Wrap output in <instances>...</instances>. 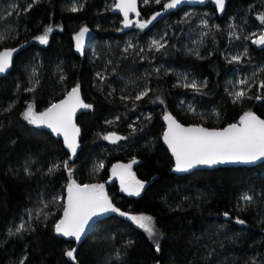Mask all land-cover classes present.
<instances>
[{"label":"trees","instance_id":"16d2710c","mask_svg":"<svg viewBox=\"0 0 264 264\" xmlns=\"http://www.w3.org/2000/svg\"><path fill=\"white\" fill-rule=\"evenodd\" d=\"M167 2L140 0L141 20ZM114 5L0 0V51L18 50L12 72L0 80V264H264V163L178 176L162 143L166 114L209 129L237 123L247 111L264 118V98L257 99L264 97V46L253 43L264 32V0H227L221 17L212 4L184 7L143 29L125 27ZM49 26L48 43L41 44L35 37ZM85 26L96 38L80 55L75 35ZM153 40L165 46L157 50ZM233 56L241 60L230 62ZM192 81L198 91L184 87ZM77 84L92 107L77 118L80 140L72 156L22 114L29 104L44 111ZM239 85L247 95L236 101ZM112 133L122 139L104 138ZM133 160L135 179L144 182L139 196L127 195L116 180L108 183L118 178L114 165ZM73 180L103 184L120 212L153 217L156 237L119 212H110L77 248L58 237L54 226ZM245 194L252 200H243ZM22 223L26 230L17 232ZM70 249L75 260L65 255Z\"/></svg>","mask_w":264,"mask_h":264},{"label":"snow or ice","instance_id":"6c2138e0","mask_svg":"<svg viewBox=\"0 0 264 264\" xmlns=\"http://www.w3.org/2000/svg\"><path fill=\"white\" fill-rule=\"evenodd\" d=\"M142 2L144 4L150 2L160 4L161 0H142ZM182 3H184V0H168L164 4V10L174 9ZM215 3L219 10L223 11L225 0H215ZM137 4L138 0H117L115 8L122 12L125 27L133 24V21L129 19L130 13H135L137 17H140ZM30 7L31 5H28L25 11ZM14 10L18 11V9ZM71 10L77 11L78 9L74 6ZM160 15L161 13L157 12L149 20L137 19L135 24L141 29L146 28ZM259 20L261 23H264V14L259 16ZM204 23L206 24L207 22L204 21ZM51 31L52 28L49 26L42 35L35 37V39L41 44H47L48 34ZM88 33L89 29L85 26L75 35L76 48L81 53L84 50V40ZM3 39V35H0V41ZM253 43L264 45V32ZM151 44L157 50L165 46L160 40H153ZM15 51V49L0 51V73H5L11 67ZM240 60V56H233L230 62H239ZM97 75L99 76L100 74L98 73ZM203 83L206 85V82ZM239 84L247 85L248 81L240 80ZM259 86L264 88V82H261ZM184 87H191L193 90L198 91L200 86L195 81H192L189 84H184ZM28 90L33 91L34 89ZM146 95H148L147 90L139 93L135 99L140 100ZM233 95L235 100L239 101L247 95V92L241 88L239 91L233 93ZM262 98L264 97H257V99ZM91 107L92 105L84 103L81 99L80 86L77 84L67 92L64 99L58 103H52L44 111L36 112L35 105L29 104L27 110L22 115L25 120L33 125H44L52 129L57 135L62 134L66 146L75 155L80 129L74 123V117L78 109ZM190 110L194 111V109ZM164 119L168 122V128L164 133L163 139L175 157V171H188L197 165L211 166L227 162H254L264 159V118H261L252 111L244 112L237 123L229 124L223 129H208L203 126L185 127L171 114H166ZM104 138L111 140L113 143L122 139V137L116 136L115 133ZM132 163H136V161L133 160ZM64 166L67 167V161L64 162ZM56 167H59V165L53 166V168ZM99 167L102 168L103 164ZM131 167V163L128 165H114L112 173L114 176H119L123 191L128 192L129 195L139 196L141 190L144 188V182L135 179L134 174L131 173ZM52 170L49 169L50 172ZM126 175L131 177L130 181H126ZM57 199L61 198L58 197ZM242 199L251 201L252 197L245 194ZM107 212H119L120 215H127L129 219L144 229L149 236L156 235L153 217L120 212V209L115 207L109 199L103 184H78L74 180L67 186L66 206L63 209L62 218L54 226L55 232L64 237L74 238L75 241L79 242L85 233V228L88 226L89 221L93 217ZM225 215L228 214L225 213ZM238 222L244 223L242 220ZM21 230H26L23 223L16 229L17 232ZM156 250L159 251V245H157ZM75 251L76 249H70L66 251L65 255L75 260ZM20 264H24V259L20 261Z\"/></svg>","mask_w":264,"mask_h":264},{"label":"water","instance_id":"95a60500","mask_svg":"<svg viewBox=\"0 0 264 264\" xmlns=\"http://www.w3.org/2000/svg\"><path fill=\"white\" fill-rule=\"evenodd\" d=\"M117 0H115V4H116ZM209 4H212L218 15L221 17L224 12H225V9H226V6H227V0H225V6H224V9L223 11H220L218 6L216 5L215 3V0H184V3L178 5L176 8L174 9H168V10H164L161 11V15L159 16L160 18H163L167 15H170L172 13H175L177 10L179 9H182L184 7H189V8H200V7H205ZM137 7H138V11L140 12V0H138V4H137ZM112 12L116 15H119L121 16V18L124 20L123 18V14L122 12H120L118 9L115 8V5L113 7V10ZM129 19L132 20L133 22H135L137 19H142V16H141V12H140V17H137L135 15V13H130L129 14ZM89 29V28H88ZM96 37V34L93 30L89 29V33L86 35L85 37V40H84V50L83 52L81 53L80 51L79 54H84L88 48V45L91 41H93ZM259 45V44H257ZM259 46H264V45H259ZM7 49H14V48H7ZM5 50V49H3ZM1 50V51H3ZM16 51L13 53V57H12V65L11 67L8 69V71H6L5 73H0V80L7 77L13 70V66H14V61L16 59V56H17V53H18V50L15 49ZM80 96H81V99L84 101L83 97H82V93H81V90H80ZM66 97V96H65ZM64 97V98H65ZM63 98V99H64ZM58 103V102H57ZM85 103V101H84ZM87 111V108H84V109H78L76 111V114H75V117H74V123L77 125V118L79 115L85 113ZM180 123V122H179ZM183 125V124H182ZM185 127H189L187 125H184ZM42 127L47 131L49 132L52 136H54L55 138L63 141L65 143V140H64V137L63 135H57L55 132L52 131V129L42 125ZM77 127L79 128V126L77 125ZM227 127V126H226ZM167 128H168V122L165 120V130H164V133L167 131ZM225 128V127H224ZM80 129V128H79ZM209 129V128H208ZM223 129V128H222ZM164 133H163V136H164ZM163 136H162V143H163V146L168 150L170 156L172 157L173 161H174V167H173V170H172V173L175 174V175H178V176H186V175H190L196 171H208V170H214V169H218V168H243V167H246V168H252V167H255L259 164H263L264 163V159H261V160H257V161H254V162H240V161H236V162H227V163H220V164H216V165H197L196 167L188 170V171H175V157L174 155L172 154L169 146L167 145V143L164 141L163 139ZM79 140H80V133H79V136L77 137V143L79 144ZM66 144V143H65ZM69 149V148H68ZM70 150V149H69ZM71 152V150H70ZM71 155L73 156V154L71 153ZM113 180H117L115 178H111L108 183L112 182ZM66 201H67V189H66V196H65V200H64V207L66 206ZM110 212H107V213H103V214H100L96 217H93L91 221H89V224L88 226L85 228V233L84 235H82L81 239L79 242L75 241L74 238H69V237H64L60 234H57L58 237L66 240V241H69V242H72V243H75L76 244V248L82 244L86 238L89 236L90 232L93 230V228L101 221H103L105 218L108 217ZM62 216H63V213H62ZM62 216L60 217V219L62 218Z\"/></svg>","mask_w":264,"mask_h":264},{"label":"rangeland","instance_id":"374dc122","mask_svg":"<svg viewBox=\"0 0 264 264\" xmlns=\"http://www.w3.org/2000/svg\"><path fill=\"white\" fill-rule=\"evenodd\" d=\"M132 26H136V24H135V22H133V24H132ZM259 38V35L258 36H256V38L254 39V40H256V39H258ZM91 45L92 44H89L88 46L89 47H91ZM92 48V47H91ZM88 49V48H87ZM178 81H181V78L178 80ZM238 88H241V85H239V86H237V89ZM31 124V123H30ZM31 125H33V124H31ZM33 126H36V127H41L42 125H40V126H37V125H33ZM136 161V160H135ZM131 164H132V167H131V173L132 174H134V167L136 166V164L138 163L137 161H136V163H132V162H130ZM130 163H126V164H120V165H128V164H130ZM112 176L113 177H118L119 178V176H114L113 175V173H112ZM125 179H126V181H130L131 180V177H129V176H125ZM121 187V190H122V185L120 186ZM105 190V189H104ZM106 192V191H105ZM125 192V191H124ZM127 195H129L128 194V192H125ZM141 194V193H140ZM131 196V195H130ZM133 196H136V195H133ZM135 223V222H134ZM135 225L138 227V228H140L136 223H135ZM140 229H142V228H140ZM144 230V229H143ZM145 231V230H144ZM147 233V232H146ZM148 234V233H147ZM149 235V234H148ZM151 237H156V235H154V236H151Z\"/></svg>","mask_w":264,"mask_h":264},{"label":"flooded vegetation","instance_id":"af4514ba","mask_svg":"<svg viewBox=\"0 0 264 264\" xmlns=\"http://www.w3.org/2000/svg\"><path fill=\"white\" fill-rule=\"evenodd\" d=\"M95 38H96V37H95ZM91 42H92V41H91ZM91 42H90V43H91ZM90 43H89V44H90ZM75 45H76V41H75ZM88 47H89V46H88ZM80 55H82V54H80ZM116 181H117L119 184H121V182H120V178H117Z\"/></svg>","mask_w":264,"mask_h":264}]
</instances>
